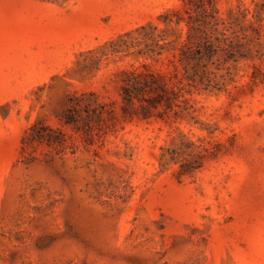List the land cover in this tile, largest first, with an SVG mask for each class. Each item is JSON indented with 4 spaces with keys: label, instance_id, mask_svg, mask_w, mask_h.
Masks as SVG:
<instances>
[{
    "label": "rangeland",
    "instance_id": "obj_1",
    "mask_svg": "<svg viewBox=\"0 0 264 264\" xmlns=\"http://www.w3.org/2000/svg\"><path fill=\"white\" fill-rule=\"evenodd\" d=\"M199 6L0 0V264H264V28L177 97L125 91L178 84Z\"/></svg>",
    "mask_w": 264,
    "mask_h": 264
},
{
    "label": "trees",
    "instance_id": "obj_2",
    "mask_svg": "<svg viewBox=\"0 0 264 264\" xmlns=\"http://www.w3.org/2000/svg\"><path fill=\"white\" fill-rule=\"evenodd\" d=\"M199 3L200 15L203 18V25L205 26L200 25L199 27H195L191 25L189 27L187 42L181 46L179 56L174 55L175 59L172 62L174 64L176 62L180 63L183 68L181 76L178 72L175 74L178 84L170 87L165 82H159V78L152 74L153 82H150L145 78V75L131 72L127 74L126 93L156 92L159 98L163 95L177 97L185 90L184 81H187V86L193 87L197 85L198 80L203 81L207 78L209 72L204 60H211L219 52H223L226 55L225 62L231 60L237 61L238 55L239 58H249L253 53H256V56H262V51L259 48L263 45V9H255L254 12L246 9L240 13V16L231 17L229 21H226L219 18V10L215 7L213 1L208 2L210 9L203 0H199ZM250 14H252L255 21L248 19ZM245 22L248 23V26H243ZM236 25H241V30L243 31L242 37L237 34L235 30ZM220 26H223V28L220 29ZM230 31H232L231 34H229ZM253 44L258 49L254 50ZM156 55H161V53H156ZM159 92H162V94ZM124 101L131 102L127 96L124 97Z\"/></svg>",
    "mask_w": 264,
    "mask_h": 264
}]
</instances>
